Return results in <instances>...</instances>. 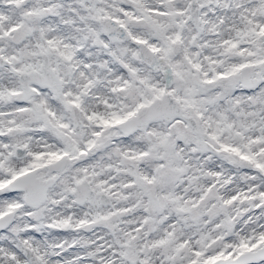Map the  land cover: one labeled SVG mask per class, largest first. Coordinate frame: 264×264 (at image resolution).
<instances>
[{"label":"snow or ice","instance_id":"obj_1","mask_svg":"<svg viewBox=\"0 0 264 264\" xmlns=\"http://www.w3.org/2000/svg\"><path fill=\"white\" fill-rule=\"evenodd\" d=\"M0 264H264V0H0Z\"/></svg>","mask_w":264,"mask_h":264}]
</instances>
